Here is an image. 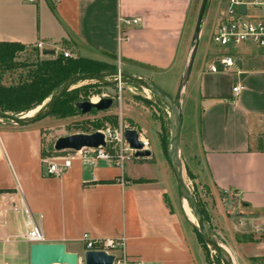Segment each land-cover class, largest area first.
<instances>
[{"label":"crops","instance_id":"crops-1","mask_svg":"<svg viewBox=\"0 0 264 264\" xmlns=\"http://www.w3.org/2000/svg\"><path fill=\"white\" fill-rule=\"evenodd\" d=\"M195 1L0 0V42L41 43L42 52L118 67L157 88L173 72L178 87L192 49ZM226 7L227 0L208 6L204 33L202 21L201 57L197 63V49L180 101V142L193 185L216 200L233 198L238 213L253 218L247 226L217 200L214 217L233 234L222 244L245 264L247 257H264L263 239L244 240L264 234V50L242 45L228 72L208 71L226 52L211 41ZM237 85L244 90L235 96ZM42 146L39 126L0 125V264H29L31 244L21 236L34 224L44 243H63L75 254L84 236L123 238L131 264H204L185 211L170 198L165 170L147 172L156 164L151 156L122 169L107 160L75 159L60 177H49L45 161L62 164L68 153L45 157Z\"/></svg>","mask_w":264,"mask_h":264},{"label":"rangeland","instance_id":"rangeland-1","mask_svg":"<svg viewBox=\"0 0 264 264\" xmlns=\"http://www.w3.org/2000/svg\"><path fill=\"white\" fill-rule=\"evenodd\" d=\"M214 0H210L209 5L213 4ZM202 0H196L195 5L191 10L190 13V25H189V35L191 36L195 22L197 19V15L199 13V9L201 6ZM208 14H206L203 18L204 27L203 33L207 30V18ZM221 22V21H220ZM220 22L216 25L219 26ZM64 49V48H62ZM60 49V50H62ZM228 52V54L233 58L236 57L238 52L240 51V46L235 47H225L223 48ZM202 53V44L200 43V47L198 49L197 54V63L200 60ZM210 53H208L209 55ZM207 55V56H208ZM51 59L50 57H44L39 54L36 56L35 53L32 51L31 47H27L25 51L21 52L16 62L20 64H34L38 61L48 60ZM112 70L111 72L120 71L118 67H110ZM26 72L22 71V69H17L16 72L12 74H6L3 76V82L7 85L10 82L17 81L19 76L24 77ZM164 84L156 83L155 84L163 90L166 94H168L172 99H174L176 94L177 87H174V73H170L166 77ZM148 80V79H147ZM150 81V80H148ZM79 88H85L84 91L79 92L77 95L76 102H83V101H92L93 99H98L102 95H109L112 97L120 96V99H117L113 102V105L110 110L105 112H96L92 111L87 115H81L79 111L72 115H67L62 117L60 112H62L59 108L56 111L50 113V115L43 119L42 121L36 123L35 125L40 127L42 133V150L43 155L45 157H52L56 154L53 149L54 143L59 138H64L67 136L75 135V134H91L100 130L105 129L106 127L115 128L121 122L122 126L127 127L129 129H133L138 133L143 134V136L149 141L150 144V154L156 164L147 171L150 175H161L162 169L165 170V177L166 182L168 185V189L170 192L171 200L174 202H179L180 208L183 212L184 208L181 204V200L178 197L176 185L174 179L172 177V173L168 164V155L170 152V136H171V121L168 115L167 109L160 103L157 102L156 98L152 96L148 91H145L141 88H137L133 85L129 84H122L120 92L116 86H104L102 84L96 82H85L78 84L70 89L69 92L73 90H77ZM184 94V87L181 92V96ZM47 99L43 102V104L36 108V111L39 112L44 104H46ZM34 109V110H36ZM33 111V110H32ZM36 113L32 114L35 115ZM112 118H116L112 119ZM0 125H6V123L0 122ZM166 136V144L164 147L161 146V140ZM185 156V153H184ZM183 156V150L181 148L180 142V159L183 166V179L188 186L190 192L192 193L194 199L196 200L199 208L203 211L205 218L208 220V227L212 231L213 235L218 239L219 242L223 243V239L225 238L229 240L233 234L230 233V226L228 227L225 225L224 227L220 228V225L216 218L214 217L215 210L218 211L216 204L217 200L221 202L223 208L231 212L233 216H235L239 221H242L247 226L250 225L253 218L250 216L247 217L245 213H238L237 210L239 207L237 206L236 200L233 198H224V197H217L212 195L209 190L206 188H196L193 183L191 182V178L189 177L186 165H185V158ZM186 157V156H185ZM136 161V160H135ZM240 209V208H239ZM237 210V211H236ZM191 212V211H190ZM184 213V212H183ZM189 222V221H188ZM193 224L196 226V221L189 222V224ZM191 224V225H192ZM190 225V226H191ZM215 230V232L213 231ZM221 230V232H220ZM198 233V231H197ZM221 233V234H219ZM195 237V235L193 234ZM244 240L251 239L253 237L260 238L264 240V234L260 233L258 236L256 235H245ZM198 240V239H197ZM196 244L199 248V252L202 256L204 264H221L219 258L212 252L210 249L207 248V251L203 250V247L199 243ZM226 247V246H225ZM226 250L230 253L234 264L237 263L236 256L231 254L230 250L226 247ZM84 247L80 250H77L76 255L78 256V264H84ZM246 254V253H245ZM245 254L240 255L245 256ZM246 257V256H245ZM245 264H264V257H253V258H245Z\"/></svg>","mask_w":264,"mask_h":264},{"label":"water","instance_id":"water-1","mask_svg":"<svg viewBox=\"0 0 264 264\" xmlns=\"http://www.w3.org/2000/svg\"><path fill=\"white\" fill-rule=\"evenodd\" d=\"M210 0H202L199 13L191 39V52L187 62L182 79L179 82L174 99L162 90L157 88L152 82L134 77L120 71L103 72L96 74H80L68 78L64 81L52 95L47 99L39 112L28 117L27 114L14 116L9 113L0 111V122L10 124L16 127H28L47 118L52 112L58 100L65 95L70 89L78 84L85 82H96L102 85L114 87L118 84H129L137 88L148 91L152 96L157 98L160 103L167 109L171 121L170 152L168 155V164L174 179L178 197L186 201L195 221L193 226L198 231L204 244L219 258L221 264H234L230 253L226 247L218 241L204 220L201 210L190 192L183 179V166L180 159V129H181V92L189 80L192 66L196 57L199 35L204 16L207 14ZM245 6H241L239 11L244 14ZM44 57L55 55V51H44L41 53ZM113 105L112 98L100 99L97 103L91 101L77 102L75 107L81 115H87L92 111L105 112L111 109ZM125 141L131 150L136 151L135 157L147 159L151 156L149 151H140L142 145L138 141V134L134 130H127L124 134ZM104 137L100 132L91 134H75L64 138H59L54 143L53 149L56 153L73 151L81 149H97L104 147ZM114 256L108 255L103 251H88L84 253V264H113ZM29 264H78V256L75 253L68 252L63 243H34L30 245Z\"/></svg>","mask_w":264,"mask_h":264},{"label":"built area","instance_id":"built-area-1","mask_svg":"<svg viewBox=\"0 0 264 264\" xmlns=\"http://www.w3.org/2000/svg\"><path fill=\"white\" fill-rule=\"evenodd\" d=\"M30 4L36 0H21ZM241 6H245V13L239 11ZM120 23L127 26H134L138 24V20H124L120 19ZM211 41L213 45L224 50L225 47H239L242 45L254 47L256 49L264 50V0H227V7L225 9L224 19L219 26L215 29ZM35 48L41 53L43 50L42 44H36ZM226 51V50H225ZM61 55L64 58H71L70 54L63 51ZM235 66L234 58H232L226 51L220 54L215 63L208 66V71L211 73L228 72L229 69ZM122 84L116 85L120 92ZM244 90V87L237 85L232 89L235 96L239 95ZM120 96L112 97L109 95H102L98 98H112L113 102ZM97 101V102H98ZM129 129L122 126L120 122L117 127H106L100 132L104 137V147L97 149H81L80 151L73 152L67 151V155L62 159V164L53 160L45 161V175L52 177H60L65 169L70 168L71 163L75 159L94 160H107L112 162L116 167L122 169L126 162L139 160L136 158V151L131 150L125 141L124 134ZM135 131V130H134ZM138 141L142 145L140 151H149V141L138 133ZM22 204V202H21ZM22 239L29 244L44 243L43 231L39 224H34L32 228L21 236ZM84 252L88 251H103L108 255L114 256L113 264H131L125 257L123 248L124 240L119 239H104V240H91L87 236L82 239Z\"/></svg>","mask_w":264,"mask_h":264},{"label":"trees","instance_id":"trees-1","mask_svg":"<svg viewBox=\"0 0 264 264\" xmlns=\"http://www.w3.org/2000/svg\"><path fill=\"white\" fill-rule=\"evenodd\" d=\"M26 48L27 46L17 42H0V111L14 116L28 114L40 107L64 81L72 76L111 72L112 70L110 66L82 58H64L61 54L30 65L16 62L18 55ZM32 51L39 56L40 52L35 47ZM17 69L25 71V76H19L17 81L10 82L8 85L4 83L3 76L12 74ZM84 89L79 88L67 92L58 100L52 112L59 108L62 111L60 112L62 117L77 113L78 110L75 107L77 95ZM156 100L160 102L157 98ZM112 119L116 121V118ZM165 140L166 136L161 140L162 147L166 144ZM188 175L191 178L189 173ZM201 213L208 224L202 210ZM191 227L203 250L207 251V246L196 228L193 225Z\"/></svg>","mask_w":264,"mask_h":264},{"label":"bare ground","instance_id":"bare-ground-1","mask_svg":"<svg viewBox=\"0 0 264 264\" xmlns=\"http://www.w3.org/2000/svg\"><path fill=\"white\" fill-rule=\"evenodd\" d=\"M97 101H98V99L95 98V99H93L91 102L95 104V103H97ZM37 110H38V109L29 112V113L27 114V116H28V117L33 116L32 114L36 113ZM181 204H182V206H183V208H184L183 212L185 211L184 215L186 214L188 220H189L190 222H191V221L193 222V221H194V217H193L192 213L190 212V209H189V207H188L186 201L182 200V201H181ZM191 224H192V223H191Z\"/></svg>","mask_w":264,"mask_h":264}]
</instances>
